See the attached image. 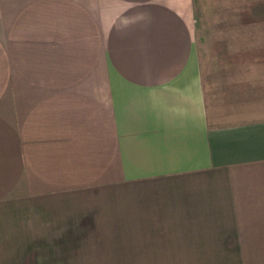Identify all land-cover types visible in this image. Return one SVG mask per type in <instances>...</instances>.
<instances>
[{
  "label": "crops",
  "instance_id": "crops-1",
  "mask_svg": "<svg viewBox=\"0 0 264 264\" xmlns=\"http://www.w3.org/2000/svg\"><path fill=\"white\" fill-rule=\"evenodd\" d=\"M196 1L0 0V264H244L264 57H199Z\"/></svg>",
  "mask_w": 264,
  "mask_h": 264
},
{
  "label": "rangeland",
  "instance_id": "rangeland-1",
  "mask_svg": "<svg viewBox=\"0 0 264 264\" xmlns=\"http://www.w3.org/2000/svg\"><path fill=\"white\" fill-rule=\"evenodd\" d=\"M194 10L199 57L213 65L220 59L264 57V0H199ZM256 190L260 198L261 189ZM238 213L249 231L240 242L244 264H264V209Z\"/></svg>",
  "mask_w": 264,
  "mask_h": 264
}]
</instances>
